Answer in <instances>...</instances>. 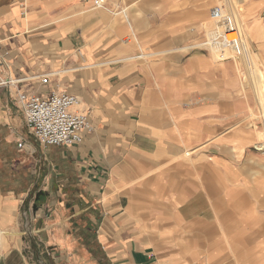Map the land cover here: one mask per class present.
I'll return each instance as SVG.
<instances>
[{"label":"crops","instance_id":"obj_1","mask_svg":"<svg viewBox=\"0 0 264 264\" xmlns=\"http://www.w3.org/2000/svg\"><path fill=\"white\" fill-rule=\"evenodd\" d=\"M95 1L0 0V264H264L249 90L206 46L217 0ZM51 91L80 99L82 143L28 130L19 94Z\"/></svg>","mask_w":264,"mask_h":264},{"label":"bare ground","instance_id":"obj_2","mask_svg":"<svg viewBox=\"0 0 264 264\" xmlns=\"http://www.w3.org/2000/svg\"><path fill=\"white\" fill-rule=\"evenodd\" d=\"M225 1L229 3L227 5V7L229 6L228 9L225 8V6L221 3H219V6L216 7L220 11L222 20H214L211 14L212 20L209 21L207 24H205V29L207 31V37H208L206 46L209 48V51L211 52L213 59L215 61L221 63L226 61H232L234 63V65L236 66V71L239 73L240 76L239 79L242 89L244 91L249 90V92H245L244 97H247L249 93L252 95V99L254 103L252 105H254L255 108L254 118L249 123H247L246 119L245 120L243 119L241 124L244 125L245 128H247V129H243V131H249L248 129L251 126L252 130L251 129L250 130L253 136L252 141H255L254 145L257 147V151L263 152L264 151V44H259V46H257L258 53H254L253 46L257 41L255 40V37L253 36L250 28L244 25L243 21L237 15V12H239V10L237 12L235 11L234 0H225ZM227 20L231 21L232 30L237 29L239 35L238 33L226 34V30H225L226 26L224 21ZM253 28L257 33L264 34V20L257 19L254 23ZM224 36H226L225 40H223ZM260 39H262V36L260 37ZM242 65H245L247 67V72L245 73L242 72L241 70ZM244 67L242 66V68ZM234 86L237 87L236 85ZM237 125H239V123L236 124V126ZM258 125H262L263 128L261 131L258 130Z\"/></svg>","mask_w":264,"mask_h":264},{"label":"built area","instance_id":"obj_3","mask_svg":"<svg viewBox=\"0 0 264 264\" xmlns=\"http://www.w3.org/2000/svg\"><path fill=\"white\" fill-rule=\"evenodd\" d=\"M86 1V0H81ZM104 0H96L94 8L104 7ZM214 20H222L218 8L212 11ZM226 34L238 33L232 30L230 20L224 21ZM225 34V35H226ZM226 36L223 37V40ZM48 79L42 83L47 84ZM2 84L15 85L12 81ZM18 102L24 113L25 124L41 146H73L83 142L85 133L91 131L92 124L86 113L74 111L80 106V99L63 91H51L48 95H28L21 93Z\"/></svg>","mask_w":264,"mask_h":264},{"label":"rangeland","instance_id":"obj_4","mask_svg":"<svg viewBox=\"0 0 264 264\" xmlns=\"http://www.w3.org/2000/svg\"><path fill=\"white\" fill-rule=\"evenodd\" d=\"M227 1L225 0H217L215 1L214 3H211V11L216 7L219 6V3L223 4L225 6V8L228 9L227 5L229 4L228 2L226 3ZM223 6V7H224ZM241 6V7H239ZM234 7H235V11L237 12L239 10V12H237V15L239 16V18L243 21L244 25H246L247 27L250 28L253 36L255 37V40L258 42V45H257V42L255 43V45L253 46L255 50L254 53H258V47L259 44H264V34H261V33H257L255 30H254V23L257 19H263L264 20V0H234ZM238 7V8H237ZM240 8V9H239ZM243 8V9H242ZM254 11H252V10ZM241 10V11H240ZM246 10V11H244ZM244 11V12H243ZM243 12V13H242ZM251 12V13H250ZM254 12V13H252ZM257 17V18H256ZM247 18V19H245ZM253 20V21H252ZM238 36V35H237ZM262 36V39H260V37ZM207 39H206V34H205V37L203 40H201L200 42L196 43L195 45H200L204 42H206ZM263 42V43H262ZM194 46V45H193ZM202 52L204 53H209V51L207 50V48H200ZM227 62V61H226ZM243 67L245 65H242ZM241 66V70L243 73L247 72V67L245 66L244 68H242ZM244 69V70H243ZM246 70V71H245ZM248 94V93H247ZM240 107L242 108L241 112H242V117H241V121H239V126H240V135L239 137L241 139L239 140H235V141H239V147L237 148V153H238V156L240 157V155L242 156L244 154V150H245V147H249L247 150H246V153L247 154H256V155H259L260 157H262V159H264V151L263 152H260V151H257V147L254 145L255 141H252V132H251V126L249 127V131H243V129H247L245 128L244 125H242V120L246 119L247 123L251 122L252 119L254 118V113H255V108H254V104L253 103V99H252V95L249 93L247 95V97H243L240 99ZM262 125H258V130L261 131L262 130ZM251 129V130H250ZM243 131V132H242ZM241 144V145H240ZM243 144V145H242ZM246 145V146H245ZM187 155L190 156V153H188ZM32 262H35L36 264L37 261L35 258H32L30 259Z\"/></svg>","mask_w":264,"mask_h":264}]
</instances>
